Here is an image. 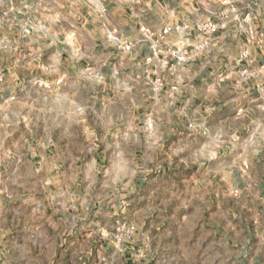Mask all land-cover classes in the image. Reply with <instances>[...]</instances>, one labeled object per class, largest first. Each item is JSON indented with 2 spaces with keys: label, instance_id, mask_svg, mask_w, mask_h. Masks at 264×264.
I'll return each mask as SVG.
<instances>
[{
  "label": "crops",
  "instance_id": "1",
  "mask_svg": "<svg viewBox=\"0 0 264 264\" xmlns=\"http://www.w3.org/2000/svg\"><path fill=\"white\" fill-rule=\"evenodd\" d=\"M238 5L262 33L242 64L246 37L231 18L208 37L197 29L223 20V0H0V246L17 239L32 252L18 262L70 264L74 253L46 248L113 242L125 223L130 252L150 261L177 238L213 250L214 226L200 217L243 207L233 226L245 233L234 236L250 253L240 254L264 264V209L252 222L246 213L264 207V96L251 87L264 80V0ZM28 20L37 27L24 34ZM106 26L132 48L115 46ZM178 46L187 62L171 55ZM44 232L47 242L27 244Z\"/></svg>",
  "mask_w": 264,
  "mask_h": 264
},
{
  "label": "rangeland",
  "instance_id": "2",
  "mask_svg": "<svg viewBox=\"0 0 264 264\" xmlns=\"http://www.w3.org/2000/svg\"><path fill=\"white\" fill-rule=\"evenodd\" d=\"M17 118L15 115L8 116V120H14ZM0 150H2L0 148ZM9 150V149H7ZM12 150V149H11ZM243 207H208L209 214H203L200 220H206L210 225L214 226L213 231V250L211 246H203L202 242L199 241L197 237L177 238L174 243L172 241H167L165 245L159 247L156 253L154 252V258L150 261L142 260L137 258L135 255H132L130 252V242H127L125 238L127 237L126 231H112L113 242L110 241V238L102 235V237L94 238V241L88 242L86 239L82 238V246L77 247L76 249H69L67 246H58L52 247L49 246L46 248V255H53L56 249L61 251H68V253H74L77 260L75 262H70V264H246V261L243 260V255L240 254V250L244 249L246 254L250 253V249L247 247L242 248L241 237L237 238L234 235L239 236V234L244 235V230L240 229L239 226L236 228L233 225H239V221H244L242 217ZM264 207H246V213L248 220L250 222L254 221L258 216L255 212L256 210H262ZM196 216V215H193ZM199 217H195L193 221H198ZM228 224H231L230 230L224 229L228 228ZM253 227V226H252ZM254 228V227H253ZM87 223H84L82 226V237H84L89 231ZM199 230H185L186 234L192 233H201ZM204 232V230H203ZM250 233H261L260 229H252L247 231V234ZM16 231H13V235H16ZM44 233L40 235L33 236L32 239L27 240V244L34 243L37 239L41 238ZM231 234L230 238V254L226 251V241L228 235ZM44 242H47L45 238H41ZM17 239H8L5 241V245L0 246V264H64V261L48 262L46 259L44 261H24L18 262L17 258L19 255L30 254L31 255V245L29 244L24 250L16 242ZM224 241V244H223ZM126 243V245H123ZM248 242L250 243L253 249L256 247L255 243L252 240L251 236H248ZM201 244V245H200ZM205 244V243H203ZM210 244V242H209ZM128 245V246H127ZM207 248V249H206ZM252 250V249H251ZM132 251V250H131ZM137 254V253H135ZM209 254V255H208ZM45 255V256H46ZM214 259V261L212 260ZM229 260V262H226Z\"/></svg>",
  "mask_w": 264,
  "mask_h": 264
},
{
  "label": "built area",
  "instance_id": "3",
  "mask_svg": "<svg viewBox=\"0 0 264 264\" xmlns=\"http://www.w3.org/2000/svg\"><path fill=\"white\" fill-rule=\"evenodd\" d=\"M239 0H223V5H225L227 11H223L221 13V18L223 20L221 22L218 21H203L197 25V29L205 35V37H208L215 32H217L221 27L226 26L227 19L231 18L230 21H232L233 26L235 30L246 37L245 39V45L241 52V55L237 59V63L242 64L245 61H248L250 58V46L254 42H261V39L259 37L262 36V33L256 31L254 27L251 25V19H252V13L251 11H244L242 10L238 5ZM257 4V3H255ZM37 27V24L34 23L32 20H28L26 24L23 26L22 31L24 34H30L33 30H35ZM176 29L180 32L184 30V27H176ZM169 29H165V32H168ZM106 33L108 36V39L117 47L122 48L124 50H130L132 48L131 42L127 41L125 38H123L120 35L115 34L109 27L106 26ZM204 40V44H205ZM171 55L176 59L177 62H187L191 56L190 50L186 46H178L171 50ZM88 74H92L96 77H102V74L99 72H92V69L87 68L86 69ZM113 73L116 77V81L120 84H124L123 81H120L117 77V71L113 70ZM244 78L249 79L250 77H253L256 75L254 72H250L247 68L242 69L241 71ZM252 89H254L258 94L264 96V80L261 79H255L252 83ZM153 88L156 92H161L163 90V83L160 80H156L153 82ZM134 230V226L132 225H126L125 223H122L119 226V231H126L130 232Z\"/></svg>",
  "mask_w": 264,
  "mask_h": 264
}]
</instances>
